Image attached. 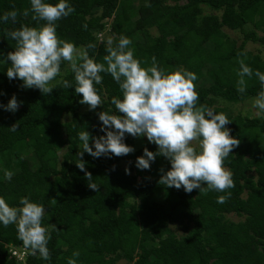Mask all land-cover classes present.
<instances>
[{
    "label": "trees",
    "instance_id": "obj_1",
    "mask_svg": "<svg viewBox=\"0 0 264 264\" xmlns=\"http://www.w3.org/2000/svg\"><path fill=\"white\" fill-rule=\"evenodd\" d=\"M181 1L67 0L75 11L57 22L56 32L77 47L96 44L89 55L97 62L107 54L103 35L113 33L117 41L120 36L131 40L129 47L142 67L155 57L165 72L183 68L195 73L198 105L226 114L232 123L225 127L240 140L224 162L235 183L231 197L221 204L217 197L225 195L222 192L186 193L160 185L161 175L171 168L166 158L156 157L149 170L135 166L145 148L157 151L152 143L121 157L85 153V171L99 186L91 190L85 173L76 167L82 150L78 133L104 135L97 114L116 113L110 101L122 98L118 84L102 73L103 83L96 88L104 103L90 111L79 103L82 97L74 88L57 85L51 94L42 95L38 89L24 88L18 79L9 80L11 62L6 57L15 41L7 32L44 22L33 21L31 13L27 18L18 15L16 23L0 20V60L6 61L0 63V105L6 106L13 95L22 102L15 112L0 107V197L13 207L20 206L22 197L43 205L44 226L57 228L47 245L51 258L45 261L28 254L14 225H0V264H67L70 258L76 264H264V118L232 115L218 106L245 102L261 90L253 75L245 78L247 89L239 93L236 70L239 59L251 67L246 44H257L264 52V0ZM26 8L30 0H0V17ZM224 30L240 33V43ZM255 60L256 69L264 73V56ZM57 79L74 83L66 63ZM13 124H18L17 130L9 131ZM135 139L126 134L124 143L133 148ZM122 162L129 165L130 174H125ZM5 170L13 173L10 181L4 179ZM229 215L242 220L232 221ZM10 248L25 251L24 263ZM74 251L79 257L72 256Z\"/></svg>",
    "mask_w": 264,
    "mask_h": 264
},
{
    "label": "clouds",
    "instance_id": "obj_2",
    "mask_svg": "<svg viewBox=\"0 0 264 264\" xmlns=\"http://www.w3.org/2000/svg\"><path fill=\"white\" fill-rule=\"evenodd\" d=\"M74 11L67 0H58L55 4L30 0V8L22 11L13 9L4 13L0 20L16 23L18 15L27 18L31 13L33 21L44 22L39 27L21 25L7 32L8 38L15 41L14 51L6 57V61L11 62L6 70L9 80L18 79L24 88L38 89L42 95L51 94L57 85L65 89L74 88L75 94L82 97L79 103L87 105L90 111L104 103L96 88L103 83L102 73L110 75L118 84L122 98L113 96L110 102L119 115L106 111L97 114L102 124L100 131L104 135L93 137L88 131L78 133L82 150L77 152L76 167L85 173L88 187L98 191L99 186L93 182L91 173L85 171L83 155L87 153L93 158L109 154L126 156L134 151L124 143L127 134L134 138L146 137L157 147L156 152L147 148L143 150V155L136 159L138 169L149 170L150 162L158 156L170 162V170L158 181L160 185L177 190L183 188L186 193L196 189L203 194L222 192L225 195L218 196L217 202L225 203L231 197L229 190L235 187V183L224 162L239 146L240 140L233 138L225 127L232 123L226 114L217 113L204 104L198 105L199 94L194 84L196 74L183 68L165 72L155 57L151 58L150 66L142 67L134 50L129 47L131 40L124 36H120L118 41L109 37L105 47L107 54L103 56V62H97L89 55V50H95L96 44L77 47L57 35V22ZM83 27L87 28L86 25ZM6 61L0 60V63ZM65 63L74 75V83L57 79L61 77V65ZM238 64L237 91L243 94L247 89L245 78L250 79L254 75L261 90L253 98L252 108L256 110L254 115L257 118H264V73L253 71L243 59H239ZM21 103L13 95L6 106L0 107L15 112ZM17 127L18 124H13L9 131H16ZM125 174H130L127 168ZM12 176L11 171H4V179L10 181ZM51 201L57 204L56 200ZM19 205L10 206L4 197H0V225L5 228L14 225L17 238L28 254H38L41 259L49 260L47 245L51 231L57 230L56 225L44 226L46 212L43 205L31 202L28 197L20 198ZM72 256L79 257V252L74 251ZM24 259L18 261L24 263ZM67 264H76V259H68Z\"/></svg>",
    "mask_w": 264,
    "mask_h": 264
},
{
    "label": "rangeland",
    "instance_id": "obj_3",
    "mask_svg": "<svg viewBox=\"0 0 264 264\" xmlns=\"http://www.w3.org/2000/svg\"><path fill=\"white\" fill-rule=\"evenodd\" d=\"M182 3L184 2V0L181 1ZM171 3V2H170ZM210 10L204 9V13H209ZM262 13V12H261ZM111 20H109L108 23H110ZM224 33L229 36L230 38L234 39L237 43H240L241 41V34L238 32H231V31H227L224 30ZM103 37L105 38V42L107 41V39L109 37H114L115 39L118 37V34H105L103 35ZM99 41V38H98ZM245 50L250 52L252 54V62H250L251 64V68L253 69V71L257 70L256 69V58L261 59L264 56V52L263 49L257 45V44H253V43H248L245 46ZM68 67V65H67ZM252 99H249L245 102H240V103H236V104H227V103H222V102H218V106L221 108L226 107L227 108V112L232 114V115H236V114H241V115H246L248 117H256L254 115L255 113V109L252 108ZM149 143L146 139V137H138L135 139L134 141V145H133V149L136 150L142 146H144L145 144ZM59 155H61V153H59ZM59 160H61V157L59 158ZM129 165L126 162H122L121 167L126 169ZM229 219H231L232 221H239L242 220V218H237L235 215H229L228 216ZM171 230H174V232L177 235L181 234V231H179V229L176 226H171ZM118 264H130L124 261L118 262Z\"/></svg>",
    "mask_w": 264,
    "mask_h": 264
},
{
    "label": "built area",
    "instance_id": "obj_4",
    "mask_svg": "<svg viewBox=\"0 0 264 264\" xmlns=\"http://www.w3.org/2000/svg\"><path fill=\"white\" fill-rule=\"evenodd\" d=\"M9 252L19 261H22L24 259V250L20 251L16 248H10Z\"/></svg>",
    "mask_w": 264,
    "mask_h": 264
}]
</instances>
